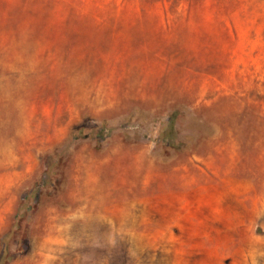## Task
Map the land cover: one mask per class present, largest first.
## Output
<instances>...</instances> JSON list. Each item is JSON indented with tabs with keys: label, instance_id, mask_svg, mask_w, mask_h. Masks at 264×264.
Masks as SVG:
<instances>
[{
	"label": "rangeland",
	"instance_id": "rangeland-1",
	"mask_svg": "<svg viewBox=\"0 0 264 264\" xmlns=\"http://www.w3.org/2000/svg\"><path fill=\"white\" fill-rule=\"evenodd\" d=\"M0 264H264V0H0Z\"/></svg>",
	"mask_w": 264,
	"mask_h": 264
}]
</instances>
